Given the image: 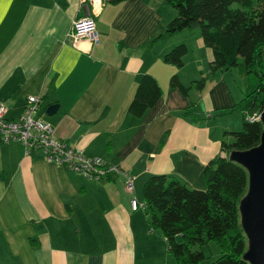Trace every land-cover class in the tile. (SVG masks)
<instances>
[{
	"label": "crops",
	"instance_id": "obj_1",
	"mask_svg": "<svg viewBox=\"0 0 264 264\" xmlns=\"http://www.w3.org/2000/svg\"><path fill=\"white\" fill-rule=\"evenodd\" d=\"M81 2L0 0V104L15 120L28 97H39L37 116L56 138L120 167L134 191L125 189L124 175L93 181L41 151L0 141V264H146L149 253L170 264L163 236L161 246L139 244L154 231L131 200L142 203L152 176L205 187L202 170L222 154L225 133L243 123L241 114L220 115L243 99L247 87L238 94L235 85L245 78L233 69L209 74L213 52L198 30L167 34L177 12L165 0H102L95 5L98 41L74 44L67 37L86 14ZM180 43L189 48L184 66L166 64ZM147 74L162 97L136 117L130 106ZM174 75L186 87L206 75V86L184 96L170 87ZM52 105L57 113L46 116Z\"/></svg>",
	"mask_w": 264,
	"mask_h": 264
},
{
	"label": "trees",
	"instance_id": "obj_2",
	"mask_svg": "<svg viewBox=\"0 0 264 264\" xmlns=\"http://www.w3.org/2000/svg\"><path fill=\"white\" fill-rule=\"evenodd\" d=\"M108 1L116 5L126 0ZM165 1L177 12L166 33L201 30L205 46L213 52L209 74L236 68L247 79L248 86L243 99L220 115L240 113L242 129L225 133L222 154L202 170L205 187L193 188L173 176H152L143 186L141 200L151 228L162 234L167 252L176 264H201L208 258L204 249H210L211 243L219 248L220 256L210 264H252L247 258V241L239 223V207L248 189V173L230 159V154L248 152L262 145L264 0ZM188 53V46L179 44L165 54L164 62L182 68ZM206 82L204 75L186 87L179 76L174 75L170 87L188 96L192 88L202 91ZM162 93L157 80L152 75H144L130 113L142 117L156 105ZM228 136L232 137V142H227Z\"/></svg>",
	"mask_w": 264,
	"mask_h": 264
},
{
	"label": "built area",
	"instance_id": "obj_3",
	"mask_svg": "<svg viewBox=\"0 0 264 264\" xmlns=\"http://www.w3.org/2000/svg\"><path fill=\"white\" fill-rule=\"evenodd\" d=\"M82 2L86 14L73 22L72 29L67 37L74 44L84 40L98 41L96 35L98 10L95 7L97 1L83 0ZM40 103L39 97H28L24 114L15 120L7 118L8 109L4 104H0V141L3 143H19L29 152L41 151L49 163L81 174L93 181H100L122 174L126 178L125 189L129 192L134 191L133 179L123 172L120 167L107 165L99 158L85 157L80 150L56 138L53 127L37 116ZM131 207L132 210L137 211L144 205L134 198L131 200Z\"/></svg>",
	"mask_w": 264,
	"mask_h": 264
},
{
	"label": "water",
	"instance_id": "obj_4",
	"mask_svg": "<svg viewBox=\"0 0 264 264\" xmlns=\"http://www.w3.org/2000/svg\"><path fill=\"white\" fill-rule=\"evenodd\" d=\"M59 105H52L46 111V116L57 113ZM264 123V112L262 113ZM242 163L252 168L253 189L252 196L245 203V212L252 238V249L247 258L252 264H264V132L262 145L244 153H234Z\"/></svg>",
	"mask_w": 264,
	"mask_h": 264
},
{
	"label": "rangeland",
	"instance_id": "obj_5",
	"mask_svg": "<svg viewBox=\"0 0 264 264\" xmlns=\"http://www.w3.org/2000/svg\"><path fill=\"white\" fill-rule=\"evenodd\" d=\"M96 1H97L98 4L101 5V1L102 0H96ZM82 4H83V2H81V7H82ZM90 10H91V8H90ZM198 31L201 33V30H198ZM201 35H202V33H201ZM180 44H183V43H180ZM195 54L197 55L196 52H195ZM240 62H242V60ZM233 70L236 72V75L239 76L238 75L239 69L235 68ZM238 81H239V83L238 84L236 83V85H235V91H236V93L239 94L240 93V89L243 88V87H247V83L248 82H247V79L242 80L240 78H238ZM238 115H240V113H238ZM242 120H243V116L240 117V123L242 122ZM241 129H242V125L240 126L238 131H240ZM238 131H234V132H238ZM226 139H227V142H232V140H233L230 136H228ZM234 153H237V152L236 151H234V152L232 151L231 154H230V159H232L233 161L237 162L242 167H244L245 170L248 173V189L246 191L245 197L243 198V203L239 207V223L241 225V228H242V230L244 232V235H245V238H246V241H247L248 251H250L252 249V238H251V235H250L249 224H248V220H247V217H246L245 203H246L247 199H249L252 196V189H253L252 168L249 165H247L245 163H242L239 159H237ZM141 212L144 213L143 211H141ZM160 234L161 233L159 231H154L153 234H151L150 236L149 235L148 236L143 235V236L139 237L138 242L141 245H147V246H151V247L161 246L162 245V240H161L162 234L161 235ZM204 251H205L206 256L208 258L204 262H202L201 264H210L212 261L218 259L219 256H220L219 248L213 243L210 244V249L205 248ZM168 260L170 261V264H176L175 260H174V257L172 255H168ZM145 262H146V264H157L158 257L156 255H154L153 253H149L147 255V258H146Z\"/></svg>",
	"mask_w": 264,
	"mask_h": 264
}]
</instances>
